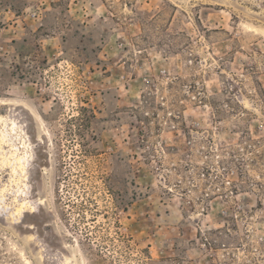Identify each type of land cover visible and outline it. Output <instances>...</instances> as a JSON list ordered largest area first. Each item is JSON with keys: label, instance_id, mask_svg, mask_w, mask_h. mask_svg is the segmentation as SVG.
<instances>
[{"label": "rangeland", "instance_id": "1", "mask_svg": "<svg viewBox=\"0 0 264 264\" xmlns=\"http://www.w3.org/2000/svg\"><path fill=\"white\" fill-rule=\"evenodd\" d=\"M0 264H264V0H0Z\"/></svg>", "mask_w": 264, "mask_h": 264}, {"label": "bare ground", "instance_id": "2", "mask_svg": "<svg viewBox=\"0 0 264 264\" xmlns=\"http://www.w3.org/2000/svg\"><path fill=\"white\" fill-rule=\"evenodd\" d=\"M21 161V159L19 160V162Z\"/></svg>", "mask_w": 264, "mask_h": 264}]
</instances>
